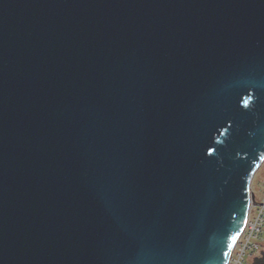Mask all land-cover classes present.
<instances>
[{
    "label": "water",
    "instance_id": "water-1",
    "mask_svg": "<svg viewBox=\"0 0 264 264\" xmlns=\"http://www.w3.org/2000/svg\"><path fill=\"white\" fill-rule=\"evenodd\" d=\"M263 164L264 0H0V264H228Z\"/></svg>",
    "mask_w": 264,
    "mask_h": 264
},
{
    "label": "built area",
    "instance_id": "built-area-1",
    "mask_svg": "<svg viewBox=\"0 0 264 264\" xmlns=\"http://www.w3.org/2000/svg\"><path fill=\"white\" fill-rule=\"evenodd\" d=\"M252 189L254 201L249 217L228 264H248V259L258 256L264 248V183L259 185V195Z\"/></svg>",
    "mask_w": 264,
    "mask_h": 264
},
{
    "label": "rangeland",
    "instance_id": "rangeland-1",
    "mask_svg": "<svg viewBox=\"0 0 264 264\" xmlns=\"http://www.w3.org/2000/svg\"><path fill=\"white\" fill-rule=\"evenodd\" d=\"M262 183H264V164L257 172L256 176L254 177L253 183H252V187L255 188L257 195H259V185ZM250 260H252V258L248 259V263L250 262Z\"/></svg>",
    "mask_w": 264,
    "mask_h": 264
},
{
    "label": "trees",
    "instance_id": "trees-1",
    "mask_svg": "<svg viewBox=\"0 0 264 264\" xmlns=\"http://www.w3.org/2000/svg\"><path fill=\"white\" fill-rule=\"evenodd\" d=\"M248 264H264V248L260 255L252 258Z\"/></svg>",
    "mask_w": 264,
    "mask_h": 264
},
{
    "label": "snow or ice",
    "instance_id": "snow-or-ice-1",
    "mask_svg": "<svg viewBox=\"0 0 264 264\" xmlns=\"http://www.w3.org/2000/svg\"><path fill=\"white\" fill-rule=\"evenodd\" d=\"M245 223H246V221H245ZM242 231V230H241ZM236 239V237H233V240H235ZM225 255H227V253H225Z\"/></svg>",
    "mask_w": 264,
    "mask_h": 264
}]
</instances>
